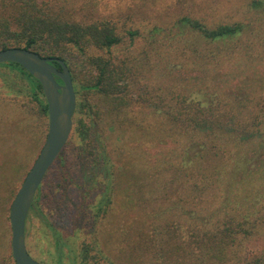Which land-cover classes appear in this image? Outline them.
Listing matches in <instances>:
<instances>
[{
	"label": "trees",
	"instance_id": "obj_1",
	"mask_svg": "<svg viewBox=\"0 0 264 264\" xmlns=\"http://www.w3.org/2000/svg\"><path fill=\"white\" fill-rule=\"evenodd\" d=\"M225 2L224 14L192 7L169 22L160 14L144 17L141 9V14L129 15L138 18L129 24L103 14L79 17L69 11V0H0V50L24 47L67 64L77 94L81 142H91V126L83 118L92 114L96 119L112 116L123 130L119 137L130 133L133 142L128 150L123 145L127 153H121L119 163L103 143L105 185L90 207L95 218L116 220L102 237L94 230L72 264H264V242L254 255L243 256L245 242L256 237L264 241V164L254 169L255 156L240 141L262 130L264 89L246 88L240 97L224 87L232 76L263 62L264 0ZM174 60H182L196 76L178 78L169 67ZM228 66L232 71L223 80L218 76L224 73L214 74ZM1 67L6 85L31 97L47 126L41 83L18 63ZM196 92L209 99L193 97ZM15 116L13 107H1L0 128ZM166 137H173L177 146L153 153L147 141ZM258 140L264 145V137ZM192 143L199 149L191 156ZM115 184L151 196L161 211L154 208L148 224L127 219V213L137 212L138 195L132 194L133 200L129 194H114ZM113 206H120L119 214ZM193 208L200 218L186 216ZM178 212L188 221L185 230L176 220ZM6 222L10 229L9 215ZM115 252L117 262L110 257ZM9 253L13 259L10 248Z\"/></svg>",
	"mask_w": 264,
	"mask_h": 264
},
{
	"label": "rangeland",
	"instance_id": "obj_2",
	"mask_svg": "<svg viewBox=\"0 0 264 264\" xmlns=\"http://www.w3.org/2000/svg\"><path fill=\"white\" fill-rule=\"evenodd\" d=\"M180 1L183 0H69V11H77L79 17H86L92 13L94 15L92 14L91 17L97 14L114 16L120 19L122 23L126 21L130 24L131 21H136L138 18L132 16L131 19L129 15H136L140 13L138 11L141 9L144 17L160 14L164 16L167 22L175 20L192 7H195L192 11L201 9L212 14L214 11H218L216 12L218 14H224L227 10L226 0H184V3ZM256 26L260 28L259 24ZM262 61L258 65L249 67L244 73L232 76L229 81L230 84H224L225 90L232 93L233 96L239 95L241 97L246 88H249V92L255 87L264 89V59ZM179 63L183 64L181 68H179ZM3 64H0V72L5 71V68L1 67ZM169 67L176 69L177 77L180 79L196 76V74H189L185 70L182 60L170 62ZM230 70L232 71V68L228 66L223 69H216L214 74L217 73L218 76V73L220 75L224 73L223 76H218L219 79L223 80L224 75ZM197 73L199 76H203L201 71H197ZM245 78L248 81H243ZM151 81L154 80L150 78V83ZM193 97L203 100L209 99L199 92H196ZM5 106L13 107L16 116L14 119L9 117L4 126L0 128V264H7V262L8 264H15L14 258H9V248L12 253L11 225L9 229L6 219L17 187L22 184L44 144L48 125L46 126L45 121L40 119L36 110L38 108L34 102H31V97L20 94L15 86L9 84L8 87L0 74V108ZM92 116L94 119H90L86 115L83 118L91 126L92 143L86 144L81 142L79 138L76 129L78 114L75 113L70 139L62 154L49 169L37 193V196L40 197L38 204L34 211L31 212L30 210L28 215L27 247L32 256L43 264H72V257L80 250L82 242L91 239L94 230L96 232L99 230L100 237H102V233L106 235L111 223L116 220V217L95 218L90 207L97 200L105 185L106 165L101 159L100 150L104 143L112 151L113 161L119 163L120 156L123 155L121 153H127L128 147L130 148L133 142L130 133L124 139L119 137L123 130L113 122L112 116H104L100 119H96L98 117L94 114ZM119 116L123 117L121 114ZM261 136L264 137V125L262 130L244 137L247 140H240L247 142L246 146H248L247 149L251 157L255 156L251 160V166L254 169L259 168L260 164H264V145L258 140ZM123 145L126 146L127 150L124 149ZM147 145H150L153 153L163 150L168 152L177 146L173 137H166L158 142L148 140ZM198 149V143H192L188 151L192 156L197 153ZM114 168L119 169V164H115ZM135 190L137 188H132L129 191L120 190L119 186L115 184L114 194L120 192L123 196L129 194L128 198L132 199L131 195L136 196L137 194L138 200L137 206H135V208L138 207L137 212L127 213V219L134 221L137 218L139 219L138 223L148 224L150 219L147 215L154 208L160 212V203L154 202V204L150 199L151 196H142L139 190L137 193ZM119 209L120 206L114 207V212L118 213ZM178 209L179 205H177ZM197 210V208L189 210L186 216L191 213V215L200 218ZM134 216L136 217L134 218ZM143 216L145 219H142ZM186 216L179 214V212L178 216H175L178 223L182 225V230L187 227ZM263 242L260 237L245 242L243 256L254 255L255 251L263 246ZM117 253L115 252L110 256L114 262L119 260Z\"/></svg>",
	"mask_w": 264,
	"mask_h": 264
},
{
	"label": "water",
	"instance_id": "obj_3",
	"mask_svg": "<svg viewBox=\"0 0 264 264\" xmlns=\"http://www.w3.org/2000/svg\"><path fill=\"white\" fill-rule=\"evenodd\" d=\"M54 60L61 65V69L52 63ZM8 62L20 64L41 83L48 103L46 139L16 193L9 212L11 249L15 264H43L28 250L27 219L49 169L62 153L73 132L77 94L69 68L60 58L43 56L24 47H8L0 50V64Z\"/></svg>",
	"mask_w": 264,
	"mask_h": 264
}]
</instances>
